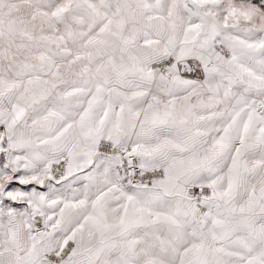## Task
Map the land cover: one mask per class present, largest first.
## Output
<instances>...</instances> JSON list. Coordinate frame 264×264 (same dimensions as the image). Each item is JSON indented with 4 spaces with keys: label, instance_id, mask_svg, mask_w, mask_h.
<instances>
[{
    "label": "snow or ice",
    "instance_id": "6c2138e0",
    "mask_svg": "<svg viewBox=\"0 0 264 264\" xmlns=\"http://www.w3.org/2000/svg\"><path fill=\"white\" fill-rule=\"evenodd\" d=\"M0 264H264V0H0Z\"/></svg>",
    "mask_w": 264,
    "mask_h": 264
}]
</instances>
